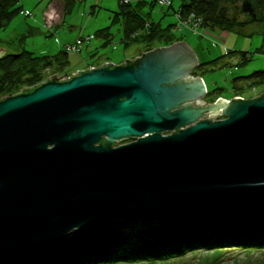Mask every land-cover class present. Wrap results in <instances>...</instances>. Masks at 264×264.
Wrapping results in <instances>:
<instances>
[{"label": "water", "instance_id": "1", "mask_svg": "<svg viewBox=\"0 0 264 264\" xmlns=\"http://www.w3.org/2000/svg\"><path fill=\"white\" fill-rule=\"evenodd\" d=\"M197 66L180 41L0 98V263L98 221L264 214V91L209 103Z\"/></svg>", "mask_w": 264, "mask_h": 264}, {"label": "trees", "instance_id": "2", "mask_svg": "<svg viewBox=\"0 0 264 264\" xmlns=\"http://www.w3.org/2000/svg\"><path fill=\"white\" fill-rule=\"evenodd\" d=\"M61 1L64 3L65 17L72 10L75 0ZM134 1L135 6L132 0L121 1L120 10L114 14V22H122L123 41L131 43L133 34L139 32L133 40L146 42L148 47L154 41L165 45L174 42L171 24L163 26L161 22L150 21L139 13L141 3L148 0ZM231 1L239 0H183L180 6L184 15L195 13L203 18L204 26L211 28L240 32L244 25L264 23V0H240L238 14L228 10L226 4ZM19 4L20 0H0V33L19 13ZM149 4L155 6L156 0H149ZM239 15L244 19L241 20ZM112 35L110 26H106L98 29L94 36L104 38L107 44ZM256 52L264 53V47ZM236 53L240 55V65L252 59V52L229 51L209 62L200 63L197 68L214 65L222 57ZM67 63V50L52 56L36 55L29 50L6 52L0 57V98L34 89L47 80L45 71L49 67L54 64L62 67ZM197 68L193 72L195 75ZM233 81L234 91L254 87L264 81V70L235 77ZM237 81H244L246 85L237 86ZM221 96L218 94L215 99ZM235 248L260 253L257 259L246 264H264V214L235 216L219 211H203L161 220L117 218L98 221L70 232L43 251L28 253L0 264H155L156 261L175 259L195 250L216 252ZM232 264L239 263L234 261Z\"/></svg>", "mask_w": 264, "mask_h": 264}, {"label": "rangeland", "instance_id": "3", "mask_svg": "<svg viewBox=\"0 0 264 264\" xmlns=\"http://www.w3.org/2000/svg\"><path fill=\"white\" fill-rule=\"evenodd\" d=\"M121 1L123 0H75L72 10L64 17V3L61 0H20L19 13L0 33V49L12 53L29 50L36 55L52 56L62 50L66 51L67 43L76 42L79 38L86 39L89 36V40H84L81 52H68L69 63L62 67L54 64L45 71L47 79L55 73L73 75L80 70L92 66L98 67L105 63L121 64L157 47L169 46L180 41L186 42L194 50L199 64L223 56L229 51H248L253 53L252 59L242 65L238 64L240 55L236 53L222 57L214 65H204L201 68L197 66L196 75L193 76L203 78L207 87L203 99L209 100L207 101L209 103L216 102L219 98L231 100L239 94L246 98L255 95L256 92L251 86L234 91L233 80L235 77L248 75L256 70H264V53L256 52L257 49L264 47V23L244 25L240 32L211 28L204 26L203 18L195 13L184 15L180 6L183 0H169L171 6L160 4L156 0L153 7L148 0L147 3L142 1L139 13L150 21L161 22L163 26L171 24L174 42L165 45L154 41L148 47L146 42L133 40L134 36L139 35L137 32L133 34L131 43L126 44L123 41L124 31L121 20L114 22V14L120 10ZM135 4L136 1L132 0V5ZM239 5L240 0L226 4L232 14H238ZM240 19L243 20L244 17L241 16ZM106 26H110L113 34L107 44L104 38L94 36L98 29ZM205 29L213 32H206ZM236 85L246 84L244 81H237ZM256 86L259 95L264 91V81ZM218 94L222 96L215 99ZM222 117L217 115L212 119ZM204 118L210 116L205 115ZM130 139L133 138L117 141L116 144ZM259 256L260 253L257 251H244L240 248L221 249L216 252L195 250L175 259L156 261L155 264H208L215 261L219 264L221 259H223L221 264H232L234 261L246 264Z\"/></svg>", "mask_w": 264, "mask_h": 264}, {"label": "built area", "instance_id": "4", "mask_svg": "<svg viewBox=\"0 0 264 264\" xmlns=\"http://www.w3.org/2000/svg\"><path fill=\"white\" fill-rule=\"evenodd\" d=\"M124 2H128V1H130V0H123ZM160 4H167V5H169L170 4V2L171 1H169V0H157ZM28 13V12H27ZM198 28V27H197ZM89 38L90 37H87L86 39H84V38H79L76 42H73V43H67L65 46H66V50L68 51V52H70V51H73V52H81V50H82V45L84 44V40H89ZM94 67H97V66H92V68H94ZM91 68V67H90ZM55 74H57L58 75V77L60 78V77H62L61 79H66V78H68V77H70L71 76V74H68V73H66V75H65V73L64 74H61V73H55ZM52 76V75H51ZM253 88V90H254V92H256L255 93V95L254 96H252V97H250V98H253V97H256V95L258 94V89H257V86H254V87H252ZM258 96V95H257ZM237 97H240V98H243V99H246V97L245 96H243V95H239V96H237Z\"/></svg>", "mask_w": 264, "mask_h": 264}, {"label": "flooded vegetation", "instance_id": "5", "mask_svg": "<svg viewBox=\"0 0 264 264\" xmlns=\"http://www.w3.org/2000/svg\"><path fill=\"white\" fill-rule=\"evenodd\" d=\"M4 52H5V51H4ZM4 52H2V53H4ZM195 69H196V68H195ZM195 69H193V71H192V74H193V75H195V74L193 73ZM135 140H136V139L133 138V139H130V140L125 141V142L120 143V144H116V143H115L114 145L117 146V145H121V144L129 143V142H132V141H135ZM105 141H106V140H105Z\"/></svg>", "mask_w": 264, "mask_h": 264}, {"label": "crops", "instance_id": "6", "mask_svg": "<svg viewBox=\"0 0 264 264\" xmlns=\"http://www.w3.org/2000/svg\"><path fill=\"white\" fill-rule=\"evenodd\" d=\"M204 31H206V32H213V30H207V29H205ZM89 37V36H88Z\"/></svg>", "mask_w": 264, "mask_h": 264}]
</instances>
